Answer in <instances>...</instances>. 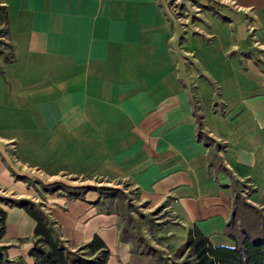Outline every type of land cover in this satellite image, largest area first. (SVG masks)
Here are the masks:
<instances>
[{
	"label": "crops",
	"instance_id": "obj_1",
	"mask_svg": "<svg viewBox=\"0 0 264 264\" xmlns=\"http://www.w3.org/2000/svg\"><path fill=\"white\" fill-rule=\"evenodd\" d=\"M216 1L220 15L179 41L161 0H0L13 50L0 67L1 189L33 196L11 161L48 181H127L171 210L173 244L199 233L234 247L235 194L264 213V0ZM3 210L5 256L33 264L35 220ZM46 213L69 250L97 236L105 264H130L118 214L96 197H51Z\"/></svg>",
	"mask_w": 264,
	"mask_h": 264
},
{
	"label": "rangeland",
	"instance_id": "obj_2",
	"mask_svg": "<svg viewBox=\"0 0 264 264\" xmlns=\"http://www.w3.org/2000/svg\"><path fill=\"white\" fill-rule=\"evenodd\" d=\"M161 2L171 23L179 32V41L186 35L202 34L207 26L204 21L205 12L220 15V4L216 0H161ZM6 17L4 7L0 6V67L13 56ZM7 170L15 185L29 189L33 196L20 197L19 194L5 191L0 187L1 209L12 205L11 201L27 200L46 212V204L51 197L83 198L89 195L96 197L100 210L108 209L118 213L120 231L123 228L127 229V236L132 239L131 249L146 255L145 260L139 264L156 262L194 264L193 256L190 250L183 247L184 244H173L171 233L178 223L171 210L166 204L153 206L141 201L136 189L129 182L88 180L72 176L48 181L35 173L22 171L14 161L7 163Z\"/></svg>",
	"mask_w": 264,
	"mask_h": 264
},
{
	"label": "trees",
	"instance_id": "obj_3",
	"mask_svg": "<svg viewBox=\"0 0 264 264\" xmlns=\"http://www.w3.org/2000/svg\"><path fill=\"white\" fill-rule=\"evenodd\" d=\"M11 204L22 207L35 220V239L30 251L35 260L33 264L106 263L109 252L99 237L94 236L85 246L71 251L60 238L55 222L38 205L27 200L11 201ZM5 217L6 212L0 208V238L5 231ZM127 233L128 230L123 228L120 238L130 242L132 239ZM225 233L234 241V247H213L199 233L188 237L183 247L190 250L194 264H264V214L248 204L239 193L234 196L233 210ZM4 248H0V264H26L21 259H8ZM145 256L131 249L130 264L141 263Z\"/></svg>",
	"mask_w": 264,
	"mask_h": 264
}]
</instances>
